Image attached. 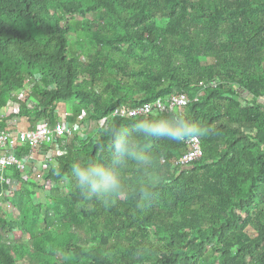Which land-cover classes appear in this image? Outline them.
Listing matches in <instances>:
<instances>
[{
    "label": "trees",
    "instance_id": "1",
    "mask_svg": "<svg viewBox=\"0 0 264 264\" xmlns=\"http://www.w3.org/2000/svg\"><path fill=\"white\" fill-rule=\"evenodd\" d=\"M178 93L210 129L200 161L178 167L187 142L145 138L152 164L124 166V195L75 187L72 163L105 162L107 129L139 118L115 110ZM9 106L0 132L16 117L90 128L18 151L59 156L46 184L16 167L18 190L0 183V264H264V0H0V113Z\"/></svg>",
    "mask_w": 264,
    "mask_h": 264
},
{
    "label": "clouds",
    "instance_id": "2",
    "mask_svg": "<svg viewBox=\"0 0 264 264\" xmlns=\"http://www.w3.org/2000/svg\"><path fill=\"white\" fill-rule=\"evenodd\" d=\"M32 92L33 87L30 95ZM21 98L26 99L28 97L26 93H23ZM122 119H127V117H122ZM43 123L47 122H41L40 125ZM107 132L111 134V155L106 158L105 162L76 161L71 166V176L75 187L85 196H91L103 202H107L111 198H119L125 194L126 185L123 183L121 170L127 163L134 162L141 168L152 164L150 153L144 148L145 138L163 139L170 142H189L206 136L210 129L187 119L182 110H176L169 116L139 117L135 119L131 127L117 125L115 128L109 127ZM50 150L57 151L56 148H50L48 152ZM28 175L30 178L33 177L29 172ZM43 178L41 177L39 181L41 185L46 184ZM51 186L52 184H48L40 189L39 197H44L45 191L48 187L50 190ZM140 192L143 197L149 195L147 188L142 187Z\"/></svg>",
    "mask_w": 264,
    "mask_h": 264
},
{
    "label": "built area",
    "instance_id": "3",
    "mask_svg": "<svg viewBox=\"0 0 264 264\" xmlns=\"http://www.w3.org/2000/svg\"><path fill=\"white\" fill-rule=\"evenodd\" d=\"M202 83L201 85H203ZM28 91H31V87H27ZM27 96V95H26ZM204 96L202 91L195 99H199ZM190 98L185 93L174 94L167 100H158L155 103L147 104L138 108H120L112 113L113 117H143V116H155L161 113L175 112L184 108L190 103ZM16 111L19 110V106H15ZM170 110V111H169ZM18 118V117H16ZM23 120V118H20ZM104 119L101 125L105 124ZM90 123H83L78 128L75 125H71L66 120H62L56 126H51L49 122L39 125L35 129L31 130H19L13 132L11 130H4L0 132V183L8 184L9 190L15 192L21 186L20 181L17 179H10L8 176L9 168L16 167L25 178H30L28 175V166L33 157H20L18 151L21 148L30 147L31 149L41 150L45 146L55 145L62 141L63 138H70L79 131L86 138L89 133ZM77 145V144H76ZM188 151L175 161V165L178 167H187L197 161H200L204 156V150L202 147L201 139L187 142ZM50 158L51 165L54 169L57 168L56 158L59 156V152L56 150H50L47 154ZM6 209H11V205H5Z\"/></svg>",
    "mask_w": 264,
    "mask_h": 264
},
{
    "label": "crops",
    "instance_id": "4",
    "mask_svg": "<svg viewBox=\"0 0 264 264\" xmlns=\"http://www.w3.org/2000/svg\"><path fill=\"white\" fill-rule=\"evenodd\" d=\"M11 111H12V107L9 106L4 112L0 113V117L2 118L4 116H8L9 113H11ZM62 118H63L62 120H66L64 118V116ZM7 124H8L7 130H11L13 132H17L19 130H31V129L36 128V126H31L29 121H27L25 119L20 120V118H15L12 122H8ZM20 151H21V149H20ZM22 153H23V155L25 154V152H22ZM42 154H45V153H43L42 151L37 153V152H34L31 150L28 156L24 155L26 157H33L34 158L30 161V164L28 167V169H29L28 172L33 176V181H35L39 184H40V182H39L40 178L44 177V171L43 170L45 168V164L47 161H50V158L47 155L44 156V158H43ZM24 156H22V157H24ZM8 175H10V174L8 173ZM39 191H40V189H39Z\"/></svg>",
    "mask_w": 264,
    "mask_h": 264
},
{
    "label": "rangeland",
    "instance_id": "5",
    "mask_svg": "<svg viewBox=\"0 0 264 264\" xmlns=\"http://www.w3.org/2000/svg\"><path fill=\"white\" fill-rule=\"evenodd\" d=\"M64 25H65V23H64ZM61 111H62L63 113L66 112V109H65V106H64V105L61 107ZM61 116H64V115H61ZM47 192H49V187H48L47 191H45L44 197H39V199H40L41 202H43V203H46V200H45L44 198L48 195ZM4 207H5V210H6V206H5V205H4ZM17 234H18V236H19L20 233L18 232ZM17 234H16V236H17Z\"/></svg>",
    "mask_w": 264,
    "mask_h": 264
}]
</instances>
